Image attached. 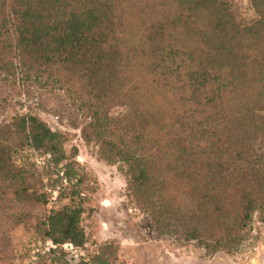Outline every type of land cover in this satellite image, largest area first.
Wrapping results in <instances>:
<instances>
[{"label":"trees","instance_id":"16d2710c","mask_svg":"<svg viewBox=\"0 0 264 264\" xmlns=\"http://www.w3.org/2000/svg\"><path fill=\"white\" fill-rule=\"evenodd\" d=\"M250 4L242 22L233 0H0V81L59 92L99 160L125 168L156 237L234 255L264 224V0ZM66 141L36 116L0 127V264L29 227L37 245L71 243L76 264H119L112 243L87 250L89 185ZM24 147L64 170L55 201L16 166Z\"/></svg>","mask_w":264,"mask_h":264},{"label":"rangeland","instance_id":"374dc122","mask_svg":"<svg viewBox=\"0 0 264 264\" xmlns=\"http://www.w3.org/2000/svg\"><path fill=\"white\" fill-rule=\"evenodd\" d=\"M233 3L239 20L250 22L255 19L250 0H233ZM9 78L0 81V127L11 125L22 116L38 117L52 130L66 135V151L76 157L79 169L87 175L89 190L85 195L88 203L82 226L88 235L87 250L90 253L112 243L118 249L119 264H264V224L258 222L257 217L250 239L234 255L222 252L206 257L205 251L195 243H178L168 237H156L149 217L137 210L127 196L125 168L99 160L95 145L87 143L83 137L82 119L73 124L76 114L73 118L61 110V94L49 93V90L29 81ZM44 154L47 153L24 147L14 160L17 167L33 171V185L52 198L49 190H56L59 196L67 184L63 186L62 179L57 177L58 173L64 172L62 168L52 165V162L44 166L37 164L39 156ZM63 203L67 204V201ZM47 210L48 207L39 209L37 217H44ZM37 221L34 218L32 226ZM34 240L32 227L19 228L13 233L14 264H48L44 259L46 256L36 262L31 261L32 250L43 244L37 245Z\"/></svg>","mask_w":264,"mask_h":264},{"label":"built area","instance_id":"2783aa9c","mask_svg":"<svg viewBox=\"0 0 264 264\" xmlns=\"http://www.w3.org/2000/svg\"><path fill=\"white\" fill-rule=\"evenodd\" d=\"M52 159H53L52 155L47 153L42 156H39V159L36 162L38 165L44 166L47 163L52 162ZM58 176L62 179L63 186H65L67 184V177H65V173L60 172L57 174V177ZM49 193H51L52 195L51 196L52 200L55 201L58 197V192L56 190L54 191L49 190ZM59 250H62L68 254L70 258L69 260L72 264H76L79 261L81 252L77 248H75L71 243H65L63 245H59L52 241H46L39 247L33 249L31 252V261L36 262L40 257L48 256L51 253Z\"/></svg>","mask_w":264,"mask_h":264}]
</instances>
